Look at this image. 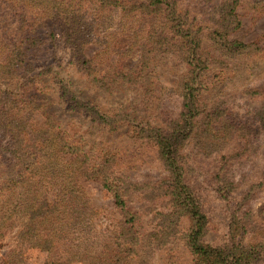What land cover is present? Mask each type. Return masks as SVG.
<instances>
[{
  "label": "rangeland",
  "instance_id": "obj_1",
  "mask_svg": "<svg viewBox=\"0 0 264 264\" xmlns=\"http://www.w3.org/2000/svg\"><path fill=\"white\" fill-rule=\"evenodd\" d=\"M122 1L124 7L113 10L112 6L99 7L95 0H0V62L13 45L26 39L32 26L35 40L30 47L34 60L31 74L45 71L49 75L57 72L87 76L86 97L90 104L86 106H89V113L80 108L74 111L76 114H70L64 111V107L57 108L58 115H62L57 118L62 129L66 127L72 135L74 131L78 132L77 137L84 134L86 152L96 143V150L92 153L99 159L103 157L102 151L106 153L113 148L112 152L119 156L118 163L128 181L146 188L151 179H161V170L154 152L142 147L136 138L145 126L137 122L133 124L135 128L124 125L119 133H114L101 131L102 127L98 129L97 121L107 113L106 102H120V97L124 96L132 98V94H107V89L116 86V83L121 89L129 88L125 81L123 84L119 82L121 78L115 79V75L125 72H149L153 77L149 88L153 94L148 106L133 105L141 122L156 125L159 112H165V116L178 114L180 90L185 84L183 74L187 69L183 68L185 65L181 61L186 54L185 49L170 40V35L164 37L163 32H167L168 28L163 26L165 20L162 13L150 14L144 19L139 11L130 12L134 0ZM257 1L234 2L232 14L237 24L231 29L227 24L231 19L227 14L228 0L175 1L176 13L183 17L185 27L189 28L187 31L199 41L195 52L206 61V71L201 73L208 78V82L197 97L206 109L210 107V118L204 117L205 112L198 114L201 110L197 112L193 121L194 130L178 149L177 156L188 169L184 174L186 185L195 190L197 202L204 203L203 210L208 221L204 240L210 246L220 239L219 228L227 222V209L224 210L212 191L203 188L200 181L204 182V174L217 168L224 159V166L233 172L236 181L241 175H248L244 176L243 184L238 185L236 191L249 187L254 190L249 195L248 207L256 216L262 211L259 216L263 221L262 230L259 233L263 232L264 238V123L257 122L253 115H264V3L258 5ZM77 29L83 31L85 37L71 44L66 38L67 31ZM212 31L225 33L226 42L249 45L247 55H221L222 52L211 40ZM76 82L80 87L85 85L80 83L79 78H74V85ZM143 92L135 96L141 98ZM96 104L99 106L94 107ZM114 109L117 111L116 107ZM112 113L119 121L121 115ZM223 114H226V119ZM240 115L256 123L248 137L235 130ZM17 120L18 128L5 126L0 133V137L8 136L11 144L12 137L22 143L17 152H12L11 146L5 145L11 153L6 151L3 157L12 159L0 164V264H190L188 250L181 241L183 232L180 228L185 229L184 219L180 220L178 228L172 226L164 230L163 246L155 240L159 236L152 228L134 238L132 232L125 233L119 229L122 213L104 191L99 179L94 177L77 179L87 204L86 210L80 211L82 215H67L66 221H60L62 225L54 220V216L42 215L41 219L38 218L36 214H42L37 205L38 196L33 201L31 193H37V188L42 187L38 185L36 171L41 167L37 163L42 157L40 142L47 119L38 109L28 115L19 111ZM209 122L215 141L205 138ZM24 152L27 158L23 160L34 163L32 171L35 170L36 176L30 180H20L12 171L17 155L22 156ZM110 155L104 158L110 159ZM131 165L138 169L132 170ZM253 171L259 176L257 181L251 179L250 172ZM44 189L47 191L45 200L52 204L53 189ZM145 194L152 195L150 191ZM154 196L158 199L153 201L155 208L168 212L162 206L161 200L164 199L159 198L158 193ZM134 201L142 206L138 198ZM170 221L174 223L172 219ZM151 222L149 216L142 219L141 226Z\"/></svg>",
  "mask_w": 264,
  "mask_h": 264
},
{
  "label": "trees",
  "instance_id": "obj_2",
  "mask_svg": "<svg viewBox=\"0 0 264 264\" xmlns=\"http://www.w3.org/2000/svg\"><path fill=\"white\" fill-rule=\"evenodd\" d=\"M23 1L21 0V2ZM95 1L99 7L112 6L113 10L122 9L125 5L122 0ZM175 1L134 0L130 12L139 11L141 16H145L144 19L147 18V15L162 13L165 20L163 26L168 28L167 32H163L164 37L170 35L171 41L176 42L175 44L185 49L184 54L186 55L182 58L184 61L181 62L185 65L183 68L186 67L187 69L185 68L186 71L183 74L185 84L180 90L178 114L172 113L165 116V112H159L158 117H156V125H152L148 121L141 122L133 109V105L148 106L153 94V90L149 89L153 83V77H150L149 72L145 74L125 72L122 75H115V79L117 81L118 78H121L119 82L123 84L125 81L126 84L130 85L129 88L121 89L120 85L116 83V86L107 89V94H123L122 96L132 94V98L127 99L124 96L120 97V102H106L105 110L107 113L105 116L100 117V121H97L98 129L102 127L101 131L114 133H119L124 125L135 128L133 124L137 122L139 125L145 126L140 129V136L136 138L140 141L142 147L149 148L154 152L161 170V179L156 181L151 179L146 188L138 187L137 183L128 181V177L123 173V169L120 168L118 163L119 156L112 152L113 148L109 149L112 151H106V153L102 151L103 157L99 159L97 155L92 153L93 150H96V143H93L90 151L86 152L84 150L86 148V142L83 140L85 138L84 134L77 137L78 132L74 131V135H72L71 131L66 130V127L62 129L61 121L57 119L62 115H58L57 108L64 107V111H68L70 114L80 108L89 113V106H86L90 104V100L86 97L87 76L86 74H80L79 76L62 75L57 72L49 75L45 71L31 74L34 60L30 47L33 45L32 41L35 40V36L32 35V26H30L31 30L27 31L26 39L21 40L17 45H13L12 49L0 62V133H3L5 126L6 128L19 127L17 122L19 111H24L25 115H28L40 109L42 116L47 119L45 128L42 129L40 142L42 157L41 160L39 159L40 162L37 163V166L40 165L41 167L36 171L39 178L38 185L40 184L42 187L37 188V193H31L33 201L38 196L37 205L40 206L42 214L39 212L36 215L40 219L42 215L54 216V220L62 225L61 222L66 221L67 215L70 217L82 215L80 211L82 209L85 211L87 204L83 189L77 185V179L82 176L84 178L86 176L94 177L99 179L104 191L110 195L113 204L122 213V223L119 229L125 233L132 232L134 238L135 235L140 236L147 228H152L159 236L155 240L163 246L165 245L164 235L166 233L164 230H169L172 226L178 228L180 220L184 219L186 221L185 229L180 228L183 232L181 241L188 250L190 264H264V238L263 232L259 233L262 230L263 221L259 217L262 211L259 212L258 216L252 214L248 202L249 195L254 190L252 191L249 187L247 190L236 191L243 184L244 176L248 177V175H241L240 179L236 181L233 172H229L224 166L225 159L217 168L215 167L209 173H205L206 176L203 175L206 178L204 182L202 179L200 181L203 188L212 191L224 210L227 209V222L219 228L221 236L218 242L210 246L204 240L208 227L206 214L203 210L204 203L199 204L197 202L198 197L194 195L195 190L193 191L186 185L187 178L184 174L188 169L180 161L177 152L187 137L192 134L194 130L193 121L197 112L201 110L198 114L205 112L204 117L206 119L210 118V107L206 109L202 105L203 101L200 97H197L202 90H205L208 82V78H204L201 73L204 70L206 71V61L200 53L195 52L199 41L194 34L187 31L188 27H185L186 22L183 17L176 13ZM228 1L227 14L231 19L227 24L230 25L231 29L237 24L234 19L235 15L232 14L236 0ZM256 3L259 5L264 3V0H259ZM81 18H84V16L81 15ZM72 31L74 32L67 31L66 34V38L70 40L71 44L84 39L83 31L80 32L81 30L78 29ZM211 35L213 45H216L222 52L221 55H231L232 57L247 55L249 45H243L235 41L226 42L224 41L225 33L223 32L215 33L212 31ZM158 39L162 40V37L158 36ZM147 64L144 69H146ZM74 78H79L80 83L83 82L85 85L80 87L78 82L74 85ZM126 78L127 80H125ZM144 79L147 80L143 81ZM142 90L144 96L142 95L143 97L140 98L138 95L136 97L135 94H140ZM98 106V104L94 105V107ZM113 107H116L117 111L112 110ZM110 111L121 115L120 120L117 121L116 114ZM253 115L256 117L257 122L264 123L262 113ZM130 117H132L131 120H129ZM223 117L226 119V114H223ZM238 123L239 125L235 130L237 132L242 131L248 137L254 128L255 122L253 123V120L240 115ZM210 126L211 123H207L204 132L205 138L207 140L213 138V141H215ZM21 144L13 137L12 144L8 136L3 135L0 137V164L12 159L3 157L6 151L10 152L5 149L6 146H11V151L17 152ZM48 150L50 151L47 152ZM262 151H264V147ZM109 155L111 156L110 159L104 158ZM22 156L17 155L16 160L12 161L14 163L12 171L20 180H30V178L36 176L35 170L32 171L34 163L32 160L30 163L29 160H23V158H27L26 152ZM66 156L70 158L68 159ZM131 167L132 170L138 169L133 165ZM251 173V179L254 178L257 181L259 176L254 171ZM48 187L53 189L54 192L52 204L44 198L47 193L44 188L47 189ZM148 191L152 193L153 197L152 195L146 196L145 192ZM154 193H158V197L164 199L161 200L163 202L162 206L168 212L158 209L159 207L155 208L156 204L153 201L158 199L157 196H154ZM136 198L142 206L135 203L134 199ZM59 214L61 215L59 216ZM149 216L152 222L142 227V219H147ZM250 218L251 223H249ZM36 224L38 223L36 222Z\"/></svg>",
  "mask_w": 264,
  "mask_h": 264
}]
</instances>
